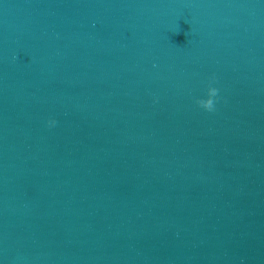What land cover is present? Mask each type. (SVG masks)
<instances>
[{
    "label": "water",
    "instance_id": "95a60500",
    "mask_svg": "<svg viewBox=\"0 0 264 264\" xmlns=\"http://www.w3.org/2000/svg\"><path fill=\"white\" fill-rule=\"evenodd\" d=\"M0 264H264V0H0Z\"/></svg>",
    "mask_w": 264,
    "mask_h": 264
},
{
    "label": "clouds",
    "instance_id": "9594fccd",
    "mask_svg": "<svg viewBox=\"0 0 264 264\" xmlns=\"http://www.w3.org/2000/svg\"><path fill=\"white\" fill-rule=\"evenodd\" d=\"M212 85H215L216 79L215 76L209 77V81ZM217 97H218V88L215 86L209 87L207 90L206 98L203 99H197L195 101V105L197 108L204 112L211 113L215 111V107L217 104ZM56 126V120L55 119H47L45 121V127L47 128H53Z\"/></svg>",
    "mask_w": 264,
    "mask_h": 264
}]
</instances>
